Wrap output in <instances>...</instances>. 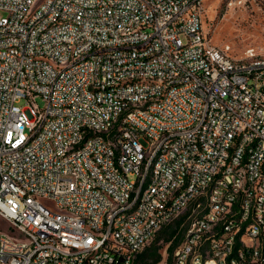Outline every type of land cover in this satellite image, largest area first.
Segmentation results:
<instances>
[{
	"label": "built area",
	"instance_id": "2783aa9c",
	"mask_svg": "<svg viewBox=\"0 0 264 264\" xmlns=\"http://www.w3.org/2000/svg\"><path fill=\"white\" fill-rule=\"evenodd\" d=\"M205 12L0 0V264H134L176 220L163 264H264V54Z\"/></svg>",
	"mask_w": 264,
	"mask_h": 264
},
{
	"label": "rangeland",
	"instance_id": "374dc122",
	"mask_svg": "<svg viewBox=\"0 0 264 264\" xmlns=\"http://www.w3.org/2000/svg\"><path fill=\"white\" fill-rule=\"evenodd\" d=\"M203 26L211 42L222 47L232 57L242 59L248 52L264 54V1L262 0H205ZM43 107L40 99L36 101ZM143 146L146 143L140 140ZM51 205L50 202H44ZM6 228L5 225L3 226ZM153 241L147 246H152ZM161 261L168 258V243L159 240Z\"/></svg>",
	"mask_w": 264,
	"mask_h": 264
},
{
	"label": "trees",
	"instance_id": "16d2710c",
	"mask_svg": "<svg viewBox=\"0 0 264 264\" xmlns=\"http://www.w3.org/2000/svg\"><path fill=\"white\" fill-rule=\"evenodd\" d=\"M179 221H174L162 227L156 237L153 240L152 246L145 247L141 253L136 257L134 264H158L161 261V254L159 253V247L155 243L162 240L165 243H170L167 247L168 258L171 256L174 248L179 244L181 240V230L179 228Z\"/></svg>",
	"mask_w": 264,
	"mask_h": 264
}]
</instances>
